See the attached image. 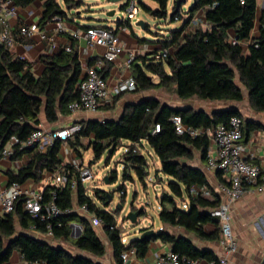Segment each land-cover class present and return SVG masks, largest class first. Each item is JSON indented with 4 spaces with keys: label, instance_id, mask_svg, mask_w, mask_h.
Wrapping results in <instances>:
<instances>
[{
    "label": "trees",
    "instance_id": "1",
    "mask_svg": "<svg viewBox=\"0 0 264 264\" xmlns=\"http://www.w3.org/2000/svg\"><path fill=\"white\" fill-rule=\"evenodd\" d=\"M152 1L158 4V9L152 10L139 4L141 10L152 18L166 20L170 11L171 22L182 19L184 4L176 12L177 0L173 1L170 9L169 0ZM195 1L185 13L187 18H184L181 27L170 31L169 36L161 42V47L171 52L168 58L156 61L155 52L150 57L142 58L139 64L132 65L134 93L163 89L173 92L182 101L198 99L209 102H241L243 94L236 83L238 79L248 93L251 109L264 113V13L260 19L259 37L251 38L257 0H242L243 3L241 0ZM13 2L20 9L41 2L44 11L40 25L50 22L54 17L66 18V13L57 0ZM63 2L69 9L80 5V2L74 0ZM200 11L204 13L203 20L209 28H203L201 23L190 28L195 14ZM120 28L130 29L129 21L119 20L115 32ZM145 28L148 30L147 25ZM230 33H233L236 44L229 40ZM243 43H247L246 53L242 48ZM42 62L45 65L44 71L40 77H35L25 61L12 56L7 47L0 46V154L10 138L25 141L40 125L39 117L42 113L47 123H56L60 116L69 113L68 104L78 97L76 86L81 80L82 69L75 51H61L52 57H44ZM154 78L157 83H154ZM174 116L181 117L185 126L195 129L225 125L231 116L241 117L235 110L208 115L190 108H172L156 99H143L128 105L117 120L80 122L82 130L69 145L76 152L79 148L91 149L96 162L106 151H110L112 156L123 141L128 142L123 156V180L133 181V174L142 186H146L149 176L148 163L143 154L146 145L160 162V173L167 178L168 192H164L159 198V221L168 227L182 229L186 235H192L200 241L216 242L219 239L218 220L211 217L210 213L219 206V197L209 186L203 171L192 166L196 154L204 160L208 140L203 136L193 139L176 135L170 122ZM156 124L160 126V132L153 134ZM246 127L243 125V129ZM83 140L86 141L85 144L82 143ZM14 151L12 160L18 159L22 154H29L30 160L17 173H7L10 185L23 184L28 180L39 182L43 172L52 173L60 168L58 141L45 153H34L29 149L19 151L18 146H15ZM116 178L113 173L108 179L110 184ZM204 187L210 191L208 198L190 194L192 188ZM52 194L56 195L55 203L62 211L60 218L53 224L52 237L69 243L80 253L96 258L105 255V247L90 225L88 216H81L74 211L75 207L85 205L90 216L102 221L103 233L116 264H123L120 254L131 248L135 249L138 258H144L149 244L154 241L170 246L172 253L186 260L214 264L218 262L210 251L199 250L187 238L164 231L124 245L115 214L107 210L112 195L105 191L96 189L92 196H88L87 189L78 182L74 189L70 186L46 187L43 192L44 200L48 201ZM177 201L187 203V209H182ZM143 216L140 214V217ZM16 222L21 229L17 236ZM209 224L214 225L216 230L206 234L204 228ZM33 225L37 231L46 232L42 224L23 213L20 201L16 203L12 214L0 215V264H8L13 251H17L28 264H99L84 255L71 252L70 249L53 246L26 233ZM72 225L81 227V234L75 239L71 237ZM145 231L146 229L142 232Z\"/></svg>",
    "mask_w": 264,
    "mask_h": 264
},
{
    "label": "crops",
    "instance_id": "2",
    "mask_svg": "<svg viewBox=\"0 0 264 264\" xmlns=\"http://www.w3.org/2000/svg\"><path fill=\"white\" fill-rule=\"evenodd\" d=\"M58 1L59 0H57V3ZM78 2H80V5H82L81 1ZM172 6H173V2H169L168 4L169 9L172 8ZM182 8L188 11L190 7L186 2ZM65 9L66 10L62 9L66 13V18L63 20L68 33L60 34L54 38V42L56 44L55 48L50 47L49 44H47V42L41 41L39 36L35 35L30 39H19L18 42L10 49V53L12 54V56H14L15 58H19L28 64L30 72L35 77H40L44 71L45 65L43 64L42 59L44 57H52L58 54L59 52L64 51L65 47H71V50L77 53L81 64L82 73L84 71L85 66H96L99 62L102 61L103 55L105 54L106 51L104 47L98 46L91 48L88 50L87 55L83 56V50L87 49L85 40L81 39L80 41H75L72 40L70 37V35L76 32L77 30L84 31L94 26H82L75 21L76 19H78L79 16L74 14L72 15V12L77 11V9L79 8L76 7L74 9H69L65 6ZM43 11L44 10L41 2H35L26 9L18 8L16 12V16L10 19L8 22L9 27L13 32H17V29L21 25L36 23L40 26L41 30L52 32L53 29L55 28V25L53 23L46 22L41 25L39 23ZM30 12L32 13V16L28 15V13ZM185 13H183L184 15L182 19L180 21H177L179 23V27L177 29H179L183 24L184 18H187ZM263 13H264V0H257L256 20H255L254 29L251 32L252 39L259 37L260 19ZM194 18L199 19L201 21V26L203 28L207 27V25L205 26V21L203 20L204 19L203 12L200 11L196 13ZM89 19H93V18H89ZM94 20H100V19L97 16H95ZM115 27L117 28V25ZM192 27L193 26L190 25V28ZM141 30L146 31V28ZM169 33L170 31L163 29L160 30L159 35L154 34L153 36L155 38L156 36H162L165 39L169 36ZM117 36L121 44V51L116 61L113 63L104 62V64L100 68V74L101 76L104 77L109 90L107 101L103 103L99 108V110L95 113H89V112H81L77 114L68 113L66 116H60L58 121L53 124L47 123L45 115L44 113H42L39 117L40 120L39 127H41L44 131L47 132H55L73 123H80L83 121L117 120L118 117L122 114V112L128 105L136 104L142 101L143 99H147V100L156 99L161 104L168 105L172 108H179V109L190 108L194 111H203L208 115L220 111L235 110L238 111L239 114L241 115L244 126L245 127L247 126L243 131V137L241 140L242 156L246 162L264 168V113H257L251 109L248 101V93L245 90V88L242 85H240L238 79L236 80V83L241 88L243 94V100L241 102H209V101H201L198 99H190L187 101H182L178 99V97L173 92H169L163 89L149 90L139 93H134V91L124 92L118 96H114L112 90L119 83L132 78V65L136 63L139 64L142 58L146 56L150 57L153 53L157 52L161 48V44H162L161 42H163V41H158V39L155 38L153 39L154 42L147 41L146 39L138 37L131 28L126 30L119 29L117 31ZM229 40L231 42L234 40L233 33L229 34ZM242 48L244 53H246L247 43H243ZM90 62L91 65H89ZM82 73H81V79H82ZM153 81L154 83L158 82L156 78H154ZM108 114H112L114 117L110 119L105 118L103 120L99 119L104 116H107ZM73 140L74 138L64 144L62 142H59L60 152L58 158L61 162V165L58 170L52 173L43 172L41 174V179L39 182H35L34 180H28L21 185L33 186L36 187L37 189L43 190V192L44 189L48 186L54 187L57 184L56 182L58 181V176L60 172L64 170V168L68 167L74 161H78V160L81 161L82 157L80 156L81 155L80 148L78 149V152H76L73 149H71L69 145L70 142ZM82 143L85 144L86 141L83 140ZM146 148L148 147H146L145 145V149ZM29 160H30V155L28 157V155L25 156L24 154H22L16 160H12V159L8 161L0 160V190H3L10 185L7 173L8 172L17 173L19 170H21L23 167L27 165ZM158 163L160 167V162L158 161ZM192 166L195 168H199L203 171L209 186L214 190V193L218 195L219 205H220L223 201V194L219 191V186L223 183L220 174L208 171L206 169L205 160H202L199 154H196V160L192 164ZM157 178H158V173L156 175V179ZM164 178L167 180L166 177ZM108 179L107 181L109 182ZM148 179H150V174L146 179V182ZM135 181H137L136 178H134L132 183H134ZM153 185H157L155 181L153 182ZM143 187L146 188V186ZM182 204H183L182 209L186 210L187 203H182ZM74 211H76L77 214L84 216V214L79 211V207H75ZM230 216H231V230H232V235L237 244V251L234 254H230L227 256L225 255L223 249L219 245V239H220L219 222L217 225V230L219 232V239L216 242H208L202 240L200 241L192 235H186L182 229L171 228L166 225H163L162 223H161L162 228L160 231H164L173 236H183L187 238L192 242V244L197 249L210 251L211 253H213V255L217 258L218 261L219 259L226 256L227 264H264V190L258 191L256 188L252 186H247L245 193L241 197V199H239L231 206ZM143 221H145V219H143ZM30 228L26 233L34 236L39 240L45 241L53 246L59 245L66 248L65 247L66 242H63L61 240H56L53 237H49L47 236L46 232L43 233L37 231V229L36 231H32L30 230ZM94 229L96 231L98 228H94ZM16 230L17 233L15 234V236H17L18 233L21 232L18 222H16ZM98 230L100 231L101 229ZM143 230H145V228L142 229L140 228L136 232L138 236L143 233L142 232ZM149 230H153L155 233L160 232V231L157 232L155 229H152L151 227ZM204 230L206 234H210L216 230V227L214 225L209 224L205 226ZM97 235L105 247V255L102 258H96L86 253H80L74 250L73 248L70 251L75 254L84 255L90 260L95 261L96 263L99 264H116L113 257L112 249L106 240V237L103 233V229L101 232L97 233ZM14 237H12L11 239L13 240ZM71 237L75 239V237L72 234V229H71ZM136 239H132L131 241ZM122 242L126 246L130 243V242L125 243L123 239ZM125 251H134V253L128 257L127 261L125 262L122 261L123 264H152L157 257H159L164 253L170 252L171 250H170V246L163 244L159 241H154L149 244L148 252L144 258H138L136 256V251L133 248ZM8 264H28V263H26L22 259V257L17 251H13L10 256ZM197 264H210V263L205 261H199Z\"/></svg>",
    "mask_w": 264,
    "mask_h": 264
},
{
    "label": "built area",
    "instance_id": "3",
    "mask_svg": "<svg viewBox=\"0 0 264 264\" xmlns=\"http://www.w3.org/2000/svg\"><path fill=\"white\" fill-rule=\"evenodd\" d=\"M241 3H243L242 0ZM17 9L13 0H0V46L11 49L19 39H30L38 35L41 41L47 42L50 47L55 48L54 38L60 34L68 33L64 20L60 17H54L50 20L55 25L52 32L41 30L36 23L21 25L17 32H13L8 22L16 16ZM138 13L139 7L135 0H129L126 7L127 20L135 19ZM28 15L32 16V13L30 12ZM198 23H201V21L194 18L191 26H196ZM120 30H126V28H120ZM70 37L75 41L85 40L87 49L83 50V56H86L88 50L94 47L100 46L106 50L102 61L96 66H85L82 79L76 86L78 97L67 106L70 114L81 112L95 113L107 101L109 94L106 81L100 74V68L104 62L113 63L116 61L121 51V44L115 29L105 27H91L84 31L77 30ZM232 44H236L235 40L232 41ZM64 51L65 53H70L71 47H65ZM170 53V50L161 47L154 55V59L156 61H164ZM134 90L135 82L133 78H130L119 83L112 90V93L114 96H118L121 93L133 92ZM170 122L178 136H188L193 139L203 136L208 140V148L204 157L206 169L220 174L223 180V183L219 186V191L223 194V201L216 209L211 211L210 215L216 218L220 224L219 245L225 255L234 254L237 251V244L231 230L230 208L241 199L247 186H252L258 191L264 190V168L246 162L242 156L243 119L240 116H231L225 125L220 124L213 128L202 129L185 126L179 116L172 117ZM81 130L82 125L80 123H73L55 132L44 131L38 126L25 141L21 142L15 137L10 138L7 146L0 154V160H10L15 154V146H18L19 151L29 149L34 153H45L56 141L64 144L75 138ZM159 132L160 126L156 124L152 133L157 134ZM24 155L29 157V154ZM92 179L91 171L83 167L82 162L78 160L60 172L57 184L54 187L64 188L65 186H70L74 189L78 182L85 187V184ZM190 194L208 198L210 191L205 187L192 188ZM55 198L56 195L52 194L50 199L45 201L43 190L33 186L13 183L7 188L0 190V214H12L15 211L16 203L20 201L23 213L42 224L47 236L52 237L53 224L62 215V211L55 203ZM79 211L84 216H89L85 205L79 207ZM88 218L93 228H102V221L99 218L95 216H89ZM36 229L34 225L30 228L32 231H36ZM71 229L73 236L77 235L78 230L81 231V227L78 225H73ZM133 253L134 251H124L120 254V259L125 262ZM226 256L219 259L217 264H227ZM197 263L196 261L180 258L177 254L170 251L157 257L152 264Z\"/></svg>",
    "mask_w": 264,
    "mask_h": 264
},
{
    "label": "rangeland",
    "instance_id": "4",
    "mask_svg": "<svg viewBox=\"0 0 264 264\" xmlns=\"http://www.w3.org/2000/svg\"><path fill=\"white\" fill-rule=\"evenodd\" d=\"M81 1L82 5L77 6V11H73L72 15H78V19L75 21L82 26H94V27H105L115 29L117 22L116 19L127 20L126 17V7L129 0H74ZM137 6L139 7V13L133 20H129L131 29L133 32L147 41L154 42V34H160V30L166 29L167 31L175 30L179 27L178 22H171L169 19V14L166 20L159 21L158 19L152 18L146 14L140 8V3L145 6L156 10L159 8L158 4L152 0H135ZM173 2V0H169ZM188 6L193 5V0H187ZM59 5L63 10L65 9V4L63 0L58 1ZM114 11L113 17H107L106 15L109 12ZM187 12L182 8L181 13ZM79 13V14H78ZM182 13V14H183ZM97 16L100 20H94V17ZM93 18V19H89ZM138 21H142L145 25L148 26V30L144 31L141 28L136 26ZM155 39L158 41H164L162 36H156ZM114 117L112 114H108L100 120L110 119ZM128 145L127 142H122V145L115 153L111 156L110 151H106L102 158L98 161L93 160V153L91 149L80 148V156L82 165L85 168H88L92 175L93 179L85 184L89 196H92L94 190L105 191L112 195V200L109 201V206L107 210L113 212L116 217V223L118 228L122 232V239L125 243H129L132 239H139L140 235L136 233L140 228H145L149 230L150 227L155 229L157 232L161 230V222L158 219V213L160 209L159 198L164 192H168L166 186V179L159 172L160 167L157 161V157L149 148H146L143 151V154L148 163V172L150 174V179L146 182V188H144L140 183L135 181H126L123 180V156L125 155ZM158 170V172H157ZM113 173L116 174V181L110 184H106L105 180L113 176ZM158 173V178L156 175ZM132 178H135L131 174ZM134 180V179H133ZM157 185H153V182ZM36 188V187H35ZM177 204L182 207L179 201ZM102 209V207L99 206ZM119 208H121L119 210ZM141 210L140 214H143V217L137 218V224L133 225L127 220V215L129 212H137ZM145 219V221H143ZM149 227V228H146ZM98 229H101L100 231ZM97 233L102 231V228H98ZM153 231V230H152ZM67 249H72L69 243L65 244Z\"/></svg>",
    "mask_w": 264,
    "mask_h": 264
},
{
    "label": "water",
    "instance_id": "5",
    "mask_svg": "<svg viewBox=\"0 0 264 264\" xmlns=\"http://www.w3.org/2000/svg\"><path fill=\"white\" fill-rule=\"evenodd\" d=\"M112 1L115 2L116 0H112ZM186 1H187V0H177V1H176V5H175V6H176V12L179 10L181 4H185ZM195 2H196V1L193 0V5L195 4ZM106 16H107V17H113V16H114V11H113V12H109ZM116 21L118 22V21H119V18H117ZM136 26L139 27V28H141V29H144V28H145V24H144L142 21H138V22L136 23ZM105 182H106V184H108V181H107V180H105ZM109 200H111V197H110ZM120 209H121V208H119V210H120ZM140 213H141V210H139V211H137V212H134V213H133V212H129L128 215H127V220H128L131 224H133V225L137 224V218L140 217ZM80 234H81V231L78 230L77 235H75L74 237L77 238V237L80 236ZM155 234H156V233H155L154 231H152V230H147V231L143 232V233L140 235L139 240H143V239L150 238V237L154 236Z\"/></svg>",
    "mask_w": 264,
    "mask_h": 264
}]
</instances>
